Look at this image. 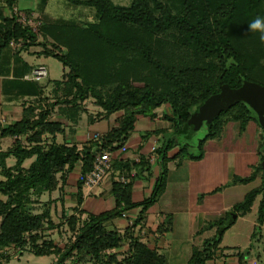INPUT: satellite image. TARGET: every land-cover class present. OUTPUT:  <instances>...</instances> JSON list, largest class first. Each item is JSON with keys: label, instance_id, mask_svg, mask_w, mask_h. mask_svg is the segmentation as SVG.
<instances>
[{"label": "trees", "instance_id": "16d2710c", "mask_svg": "<svg viewBox=\"0 0 264 264\" xmlns=\"http://www.w3.org/2000/svg\"><path fill=\"white\" fill-rule=\"evenodd\" d=\"M67 1L94 8L97 22L85 28L49 25L50 21L40 19L38 34L20 24L13 14H5L0 6V60L11 42L23 43L14 55L39 47L38 56L52 57L69 69L64 79L56 83L57 100L52 106L66 105L78 111L79 104L93 99L101 109L100 116L123 115L116 127L82 149L76 145L46 144L47 137L65 132L62 124L50 120V108L25 107L20 120L9 125L0 122V140L14 139L10 148L0 151V264L10 259L5 250L11 247L28 248L38 257L56 256V264L70 260L74 264H168L165 255L135 237L136 223L123 234L109 230L107 224L135 208H142L139 221H143L144 212L166 190L170 162L180 166L185 160H201L205 144L220 138L229 122L238 123L241 133L251 122L257 123L244 103L205 126L207 132L199 150L193 151L184 143L169 158L175 139L158 150L161 173L152 194L140 203L133 199V181H115V208L99 215L87 214L80 209L84 197L80 181L74 214H64L60 223L53 220L50 202L42 212H37L35 206L41 204L42 195L58 190L60 175L63 177L78 165L81 174L86 175L93 169L99 151L122 148L137 116L156 118V110L168 105L173 114L168 120L177 136L197 134L188 125L194 109L218 94L221 86L239 89L248 81L264 87V43L248 27L255 17H264V0H133L130 7L115 6L111 0ZM5 2L13 13L17 0ZM24 82L36 91L23 87L19 94L41 93L42 89L31 83L34 81ZM9 158L16 159L13 167L7 166ZM33 158L32 165L25 168L24 163ZM262 170L260 166L252 176L235 177L233 182H251ZM262 179L261 187L234 207L233 219L228 216L208 225L217 229L216 235L194 248L188 264H208L213 260L236 218L250 213L256 198L263 194L255 234L260 230L264 223V172ZM65 226L72 235L67 245L59 246L53 239L47 241L46 234L59 232ZM171 230L169 219L158 232Z\"/></svg>", "mask_w": 264, "mask_h": 264}, {"label": "crops", "instance_id": "0c3cea01", "mask_svg": "<svg viewBox=\"0 0 264 264\" xmlns=\"http://www.w3.org/2000/svg\"><path fill=\"white\" fill-rule=\"evenodd\" d=\"M1 6L3 10L7 8V15L11 16L12 11L7 7L5 0ZM16 8H19L18 2ZM31 12L36 15L39 14L35 10ZM40 13L43 15L41 19H49L45 14V10L41 9ZM39 52L40 48L36 47L24 51L20 55H14L11 49L4 53L2 60L9 65V71L6 78H0V87L8 85L10 98L6 105L0 100V110L2 112L8 109L11 114L9 116L15 117L18 121L23 116L25 107L35 106L40 107L42 110L50 108V120L62 124L65 132L55 137H47L46 144L76 145L79 149L88 147L94 135L102 137L113 127L117 126V120L123 113H117L107 118L102 117L100 116L101 109L92 103H88V100L79 104L78 111H75L76 109L72 110L66 105L52 106L57 100L58 93L56 94V92L58 90H56V83L62 81L67 73L63 76L62 80L46 81L49 76L48 73L45 79L39 82H31L34 85L37 84L35 86L38 90L39 88L42 89L40 94L30 96L19 94L23 87L36 91L35 87L29 86L27 84L29 82H24L25 80L22 77L29 75L31 70L38 66L43 65L46 67L44 63L33 65L28 60V58L44 57L38 56L37 53ZM25 55H28V58ZM6 79H8L7 84H5L7 82ZM3 83L4 85H2ZM17 100L21 101L22 104H17ZM41 109L37 112H40ZM2 112L0 114V122L4 125H9L8 121H12L14 118H7ZM156 114V118L143 115L137 116L134 129L123 144V147H126L127 150L123 152L122 147L112 152L113 166L103 183L92 192L83 187L84 197L80 209L85 211V213L99 215L114 209L113 184L115 181H121V179H125L127 182H134L133 199L136 203L142 202L152 194L161 173V161L157 152L167 146L172 139L176 140L177 137L172 123L168 120V118L173 116L171 108L168 105H164L156 110ZM251 123L248 125L246 131L241 133L238 123L229 122L225 126L222 136L215 140H220L224 137L226 128L230 124H236L239 134L242 136L247 132ZM196 136V134L192 133L181 135L183 141L176 140L175 147L169 152L168 157H174L179 152L181 147L179 145L184 144L186 140L195 139ZM260 136H262V133ZM13 143L14 139L12 138L1 139L0 151L7 150ZM153 148H155L154 151ZM193 151L195 150L193 149ZM205 156L206 151L204 150V157L201 160H185L180 166L177 165V162H170L166 190L157 203L144 212V220L139 221L142 208H135L124 214L122 218L108 223L107 228L123 234L136 223L137 227L134 230L135 237L140 238L151 249H156L160 254L165 255L168 264H188L194 248L201 246L204 241L212 239L216 235L217 229L214 227L211 231L213 235L211 237L206 236L205 232L208 229V225L225 219L228 216L233 219L232 213L234 207L242 203L250 193L260 188L263 182L261 177L257 176L251 182L234 184L233 180L235 177L248 178L254 172H251L250 175L239 172L236 166L237 163L235 162V154L229 152V154L226 153L222 157L224 166L228 167V169L225 167L227 171L226 180L214 189H206L204 185L207 179V177H204L205 173L194 171L193 167L197 166L194 165L197 162H202ZM33 159L35 161V158ZM143 160L146 162L145 164H143ZM7 166L13 167L9 166L8 162ZM251 167L253 166L250 165L249 169ZM184 170H189V173L178 176V173L184 172ZM226 171L223 168L225 174ZM80 176L81 165H78L70 173H67L63 177L59 176L61 183L57 191L45 193L40 198V205L42 207L49 202L51 203L52 217L57 216L53 220H62L64 214L67 216L74 214L73 210L77 205ZM262 199L263 194L256 198L251 212L244 216L239 215L234 224L229 228V230L237 228V237L241 236L243 239L245 238L246 244H236L237 251L234 255H228L224 250L221 251L222 247L220 245V250L217 252L216 257L209 261L208 264L245 263V259L242 260L240 257L243 253H240L242 251L239 249L245 245H249V250L251 248V242L255 237V230L259 227L258 212ZM57 213L58 215H56ZM169 219L172 220V230L168 233L160 234L158 232L159 227L164 225ZM239 226H241L240 229ZM261 228L264 229V223L260 226V230ZM243 229H245L244 235L241 232ZM245 252L248 251L245 250Z\"/></svg>", "mask_w": 264, "mask_h": 264}, {"label": "rangeland", "instance_id": "374dc122", "mask_svg": "<svg viewBox=\"0 0 264 264\" xmlns=\"http://www.w3.org/2000/svg\"><path fill=\"white\" fill-rule=\"evenodd\" d=\"M44 0H17L18 6L24 13L27 14V12L34 11L39 12L37 14V17L39 20L43 18L41 11L42 5ZM4 0H0V6L3 4ZM112 4L119 7H130L133 3V0H111ZM47 5L45 6V14L48 19L49 25H70V26H80V27H88L92 24H95L97 22V14L94 8L91 7H84V6H76L73 4H70L67 0H48L46 1ZM18 8V9H19ZM19 9V10H20ZM5 14H7V8L4 9ZM32 13V12H31ZM30 13V14H31ZM46 17V18H47ZM41 28L38 29V34L40 32ZM28 58V55H25ZM33 65L36 63H44L46 65V68L48 69L49 76L46 79V81H54V80H62L63 76L69 72L68 68H65L62 63H60L58 60L54 58H33L29 59ZM0 78H6L8 76L9 71V65L4 62V60H0ZM1 80V79H0ZM8 83V79H6ZM4 85V83L2 84ZM0 87V100L4 105H6L8 102L9 97V90L8 88ZM95 101L93 99H88V103H94ZM17 104H22L21 101L17 100ZM91 104V105H92ZM90 106V104H89ZM77 108V107H76ZM22 110V108H20ZM196 109H194L195 112ZM77 111V110H75ZM0 110V114H1ZM4 116L7 118H14L12 121H8V124H11L12 122L17 121L15 117H10L11 114L6 109L4 112H2ZM10 115V116H9ZM259 131V132H257ZM206 127L204 126L202 130H200L196 135L195 139L186 140V145L191 148L190 146L197 147L199 146V141L206 135ZM262 133V136L260 134ZM176 140L183 141V138L181 136H177ZM206 156L202 162H197L193 166L194 171H202L204 174V177H207L206 182H204V185L206 189H214L222 184L224 180H226L227 177V166H224L222 157L224 154L234 153L235 154V162L237 163V167L239 172L242 174H249L252 172H256L260 166L263 165V158H264V132L260 128V126L252 122L249 126L247 132L244 135L239 134V129L236 126V124H230L226 128V133L224 137L220 140L215 141H209L205 149ZM9 166H14L16 164L15 158H10L7 160ZM34 162V159L28 160L25 163V167L29 168L32 163ZM228 162V161H227ZM251 169H249V166ZM223 168L226 171V174L223 172ZM263 168V167H262ZM190 169V168H189ZM228 169V167H227ZM264 170V169H263ZM261 171L258 174V177H263V172ZM248 171V172H247ZM247 172V173H246ZM186 173H189L188 171H181L178 173V176L184 175ZM253 175V174H252ZM251 175V176H252ZM263 180V179H262ZM37 209V212H42V209L44 207L40 205L35 206ZM58 215V213L56 214ZM53 218H57L53 217ZM56 223H60V220H54ZM238 227V226H237ZM241 226H239L240 229ZM67 226L63 227L59 230V232H50L46 235H48L47 241L50 239H53L55 243L59 246L64 247L69 243L70 237L72 236L71 233L67 230ZM214 228H208L206 229V236L211 237L213 233L211 232ZM229 230V229H228ZM227 230V231H228ZM237 228H234L232 230H229L226 232L223 242L221 244L222 250L225 251L228 255H234L237 251L236 244H246L245 238L243 239L241 236L237 237ZM243 232V235L245 233V229L241 230ZM181 237V236H180ZM252 245L249 250L248 246L245 245L242 246L239 250L242 251L240 253H243L240 255V257L243 256L242 260L245 259V263L242 264H264V229L261 228V230L257 231L255 234V237L252 240ZM247 250L248 252H245ZM12 250H10L9 257L10 259L5 260L4 264H56L57 257L56 256H45V257H38L34 255L30 249L23 250V252L19 255H11ZM239 252V251H238ZM245 252V253H244ZM8 257V258H9ZM67 264H74L71 260L67 262Z\"/></svg>", "mask_w": 264, "mask_h": 264}, {"label": "water", "instance_id": "95a60500", "mask_svg": "<svg viewBox=\"0 0 264 264\" xmlns=\"http://www.w3.org/2000/svg\"><path fill=\"white\" fill-rule=\"evenodd\" d=\"M240 103L250 108L252 117L264 130V87L248 81H245L239 89H232L228 85L221 86L218 94L213 95L203 105L196 108L188 125L194 128V132H199L204 126L211 125L221 113ZM200 144L201 141H199V146L190 147L197 151ZM262 167L264 169V162Z\"/></svg>", "mask_w": 264, "mask_h": 264}, {"label": "built area", "instance_id": "2783aa9c", "mask_svg": "<svg viewBox=\"0 0 264 264\" xmlns=\"http://www.w3.org/2000/svg\"><path fill=\"white\" fill-rule=\"evenodd\" d=\"M20 24L29 26L33 29L34 33H38V29L41 26V21L37 17L35 13L26 14L23 11L15 8L12 13ZM23 47L22 42H11L10 49L13 51L14 54L17 53ZM48 76V70L45 66L41 65L35 68L29 75L24 77L25 81H34L39 82L45 79ZM100 135H94L93 139L98 140ZM127 148L123 147L122 151H126ZM155 148H153V151ZM113 166V155L112 152L109 150H101L99 151L94 159L93 169L87 173L86 175L80 176V181L83 182V187L88 190L89 192L94 191L97 189L103 181L106 179L107 175L111 171ZM122 182L126 183L125 179H121ZM12 250L11 255H19L23 252V248L21 247H11L7 248L5 252L9 255V251ZM10 256V255H9ZM258 264V263H253Z\"/></svg>", "mask_w": 264, "mask_h": 264}, {"label": "clouds", "instance_id": "9594fccd", "mask_svg": "<svg viewBox=\"0 0 264 264\" xmlns=\"http://www.w3.org/2000/svg\"><path fill=\"white\" fill-rule=\"evenodd\" d=\"M251 33H258L261 43H264V17L257 16L248 23ZM264 63V61H262Z\"/></svg>", "mask_w": 264, "mask_h": 264}]
</instances>
